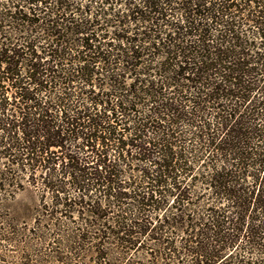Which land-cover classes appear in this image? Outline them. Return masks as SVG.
I'll use <instances>...</instances> for the list:
<instances>
[{
	"label": "trees",
	"instance_id": "1",
	"mask_svg": "<svg viewBox=\"0 0 264 264\" xmlns=\"http://www.w3.org/2000/svg\"><path fill=\"white\" fill-rule=\"evenodd\" d=\"M264 264V0H0V253Z\"/></svg>",
	"mask_w": 264,
	"mask_h": 264
},
{
	"label": "rangeland",
	"instance_id": "2",
	"mask_svg": "<svg viewBox=\"0 0 264 264\" xmlns=\"http://www.w3.org/2000/svg\"><path fill=\"white\" fill-rule=\"evenodd\" d=\"M15 251H6L0 253V264H14L12 258H8L9 256L15 255Z\"/></svg>",
	"mask_w": 264,
	"mask_h": 264
}]
</instances>
